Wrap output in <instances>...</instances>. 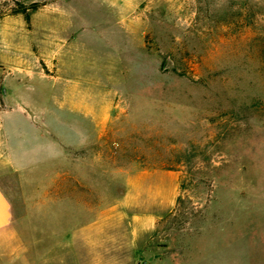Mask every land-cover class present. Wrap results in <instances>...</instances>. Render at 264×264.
I'll return each instance as SVG.
<instances>
[{
  "label": "rangeland",
  "instance_id": "374dc122",
  "mask_svg": "<svg viewBox=\"0 0 264 264\" xmlns=\"http://www.w3.org/2000/svg\"><path fill=\"white\" fill-rule=\"evenodd\" d=\"M11 122L39 138L30 170ZM139 170L178 184L159 264H264V0H0V186L21 238L74 180L98 206Z\"/></svg>",
  "mask_w": 264,
  "mask_h": 264
},
{
  "label": "crops",
  "instance_id": "0c3cea01",
  "mask_svg": "<svg viewBox=\"0 0 264 264\" xmlns=\"http://www.w3.org/2000/svg\"><path fill=\"white\" fill-rule=\"evenodd\" d=\"M61 26L70 25L63 22ZM8 131L20 139L13 143L15 152L22 148L14 155V162H25L23 166L28 169L32 158L28 163L24 157L38 154L37 147L32 146L38 142L37 134L31 127L21 132L12 122ZM39 155L35 166L43 163L41 152ZM72 183L79 187L77 195L65 201L57 193L55 206L41 202L39 227L30 225L22 238L15 228L16 214L0 186V264H159V246L154 249L152 244L159 237V221L175 205V175L157 170L128 173L125 180L111 184L119 189L111 195L113 202L98 206L93 183L79 179ZM80 186L88 198L91 192L92 202L81 200ZM215 232L219 240L223 231ZM217 258L223 260V254L217 253ZM222 260L215 264H223Z\"/></svg>",
  "mask_w": 264,
  "mask_h": 264
}]
</instances>
